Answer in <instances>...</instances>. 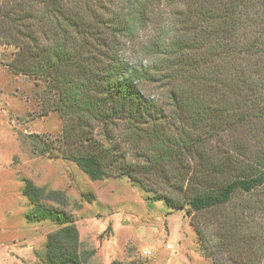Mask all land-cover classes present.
Here are the masks:
<instances>
[{
  "label": "trees",
  "instance_id": "obj_1",
  "mask_svg": "<svg viewBox=\"0 0 264 264\" xmlns=\"http://www.w3.org/2000/svg\"><path fill=\"white\" fill-rule=\"evenodd\" d=\"M0 30L18 42V72L43 79L49 111L69 121L64 141L103 134L68 160L187 209L212 264H264V0H2ZM24 195L28 220L61 225L43 264H87L76 225L42 207L65 205L64 192L27 180Z\"/></svg>",
  "mask_w": 264,
  "mask_h": 264
},
{
  "label": "rangeland",
  "instance_id": "obj_2",
  "mask_svg": "<svg viewBox=\"0 0 264 264\" xmlns=\"http://www.w3.org/2000/svg\"><path fill=\"white\" fill-rule=\"evenodd\" d=\"M26 42L32 45L30 39ZM15 43L12 37L6 42L0 30V264H43L47 237L61 227L27 219L34 211L24 195L27 180L47 191L64 192L65 205L46 201L42 207L62 212L76 225L87 264H212L198 244L187 209L170 210L126 177L94 182L66 158L72 152L85 153L91 142L104 140L103 134L96 130L87 135L91 142L64 141L69 121L49 111L43 79L18 72L23 58ZM131 54L127 57L135 58ZM144 91L164 99L161 86L146 83ZM116 139L131 161H141L132 143L117 132Z\"/></svg>",
  "mask_w": 264,
  "mask_h": 264
},
{
  "label": "built area",
  "instance_id": "obj_3",
  "mask_svg": "<svg viewBox=\"0 0 264 264\" xmlns=\"http://www.w3.org/2000/svg\"><path fill=\"white\" fill-rule=\"evenodd\" d=\"M169 249H171V247H169ZM145 254L148 255V254H151V252H145Z\"/></svg>",
  "mask_w": 264,
  "mask_h": 264
}]
</instances>
